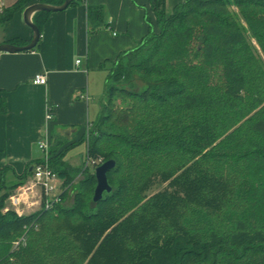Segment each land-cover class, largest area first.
I'll use <instances>...</instances> for the list:
<instances>
[{
	"label": "trees",
	"instance_id": "trees-1",
	"mask_svg": "<svg viewBox=\"0 0 264 264\" xmlns=\"http://www.w3.org/2000/svg\"><path fill=\"white\" fill-rule=\"evenodd\" d=\"M33 1L0 7V25ZM150 4L158 29L147 18L148 34L112 68L87 139L88 157L116 163L112 192L94 204V173L66 166L56 140L61 203L18 215L6 203L32 171L9 184L1 170L0 264H264V69L249 43L264 53V0H184L170 14L165 0ZM49 14L34 15L40 32ZM87 19L101 26L102 7L88 6ZM135 75L144 91L118 86ZM70 174L84 179L66 207ZM157 180L168 186L148 196Z\"/></svg>",
	"mask_w": 264,
	"mask_h": 264
},
{
	"label": "crops",
	"instance_id": "crops-1",
	"mask_svg": "<svg viewBox=\"0 0 264 264\" xmlns=\"http://www.w3.org/2000/svg\"><path fill=\"white\" fill-rule=\"evenodd\" d=\"M18 1L0 0V5L7 8ZM48 1L60 0H34L0 25V44L15 39L30 42L33 33L24 22V10ZM183 1L165 0L166 13ZM88 6L102 7L101 26L88 22ZM147 18L157 31L150 0H85L50 13L34 51L0 53V95L7 103L6 114L0 115V171L9 169V184L43 161L39 143L52 148L58 140L62 144L57 153L66 166H86L88 135L101 116L110 72L118 59L138 47L148 34ZM37 74L46 75L45 85H33ZM31 178L23 186L29 185ZM59 180L61 191L67 189L65 180ZM30 202L39 203V198ZM39 208L35 205L26 214Z\"/></svg>",
	"mask_w": 264,
	"mask_h": 264
},
{
	"label": "built area",
	"instance_id": "built-area-1",
	"mask_svg": "<svg viewBox=\"0 0 264 264\" xmlns=\"http://www.w3.org/2000/svg\"><path fill=\"white\" fill-rule=\"evenodd\" d=\"M0 7L2 6L0 5ZM46 82L47 78L45 74H37L32 81L33 85L36 86L45 85ZM47 119H52L50 113H48ZM39 148L44 154V159L32 167V178L29 185L23 186L19 192L11 195L8 199L10 207L7 208L14 210L18 215L26 214L27 210L38 204L39 207L43 205L45 209H50L54 205L61 203L62 191L60 187L62 183H60L58 174L50 166L51 148L46 143H39ZM89 160L88 157L87 163H89ZM34 190H37V193ZM30 194H32L31 197L29 196ZM31 198H39V203H31ZM20 241L16 242L14 246L17 247Z\"/></svg>",
	"mask_w": 264,
	"mask_h": 264
},
{
	"label": "water",
	"instance_id": "water-1",
	"mask_svg": "<svg viewBox=\"0 0 264 264\" xmlns=\"http://www.w3.org/2000/svg\"><path fill=\"white\" fill-rule=\"evenodd\" d=\"M74 0H64L60 5H52L49 3H35L24 10L23 18L25 24L32 30L31 41L24 46H16L10 43L0 44V53H19L34 50L41 39V32L37 25L33 22V17L37 13H56L67 10ZM116 163L114 160H107L94 169L96 187L94 189L92 202L98 204L104 199V196L112 192V187L109 184L108 173L114 169ZM32 171V168L30 169Z\"/></svg>",
	"mask_w": 264,
	"mask_h": 264
},
{
	"label": "rangeland",
	"instance_id": "rangeland-1",
	"mask_svg": "<svg viewBox=\"0 0 264 264\" xmlns=\"http://www.w3.org/2000/svg\"><path fill=\"white\" fill-rule=\"evenodd\" d=\"M231 11L237 16L239 22L246 26V19L245 16L239 11V9L236 6L230 7ZM249 43L252 46L254 50V54L256 58L259 60L261 66L264 69V53L257 44V42L253 38H249ZM118 86L125 88L128 91H134L137 93H140L146 89V85L135 75L132 77V79L128 82L121 81L119 82ZM115 105L122 109V110H132L133 108L136 110L138 106L135 105V103L131 101H122L117 100L115 102ZM89 163L86 164L85 167H82L83 170L88 169L91 173H94V169L100 165L101 162H104V157L100 155H90L89 156ZM60 171L61 167H60ZM68 177L71 178V184L68 186V194L66 195L64 199V205L66 207H70L73 204L74 196L77 193L80 182L84 179L83 176L70 174ZM64 179V178H63ZM69 179V178H68ZM168 186V183H161L160 181H155L151 187V189L147 192L148 196H151L153 194H156L158 192L163 191ZM62 189V188H61ZM60 189V190H61ZM16 194L13 193L12 195ZM7 207H10L9 200L6 203Z\"/></svg>",
	"mask_w": 264,
	"mask_h": 264
}]
</instances>
